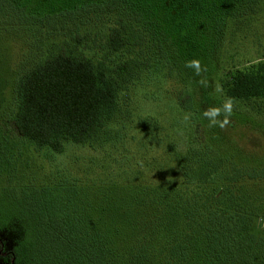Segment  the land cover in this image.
Segmentation results:
<instances>
[{"label": "trees", "instance_id": "trees-1", "mask_svg": "<svg viewBox=\"0 0 264 264\" xmlns=\"http://www.w3.org/2000/svg\"><path fill=\"white\" fill-rule=\"evenodd\" d=\"M263 3L0 0V23L16 25L13 34L31 40L35 53L47 39L58 49L16 82V141L47 158L69 149L92 152L80 167L69 161L63 185L101 196L71 203L80 212L69 208L62 222L43 213L34 239L31 227L0 225V258L7 264H264V157L232 160L199 127L202 118L209 122L205 102L210 109L226 99H264V58L219 78L223 100L213 98L209 84L230 24L250 20ZM191 59L201 62L199 75L185 67ZM168 74L183 83L177 112L197 129L189 139L185 126L180 143L164 145L153 131L159 121L134 112L131 90L152 78L163 83ZM12 164L0 157V177L41 201L49 183H13L1 169Z\"/></svg>", "mask_w": 264, "mask_h": 264}, {"label": "rangeland", "instance_id": "rangeland-1", "mask_svg": "<svg viewBox=\"0 0 264 264\" xmlns=\"http://www.w3.org/2000/svg\"><path fill=\"white\" fill-rule=\"evenodd\" d=\"M244 21L240 24H230L219 62L209 79V84H213L211 91L216 94L213 97L215 99L223 100L222 91L218 85L219 78L223 74H228L232 67H244L250 62L264 58V3L254 17ZM14 28L16 25L6 26L0 23V151H2L0 157L13 161L12 166H1L4 171L2 175H7L13 183L19 185L33 181L32 183L39 188L48 183L49 186L42 194L44 198L40 201L28 189H14L10 186V181L6 182L5 178L0 177V225L11 224L10 221H14L22 227H31L34 231L31 230L30 236L32 235L34 239L37 226H41L39 220L42 219L43 213L62 222L66 220V212L69 208L79 210L71 207V203L74 206H80L90 201V198L100 200L101 196L98 193H86L79 188L75 191L69 190L63 185L62 173L69 166V161L80 167L84 156L86 158L92 152L69 149L65 154L47 158L44 153H38L34 146L25 149L16 141L12 119L16 110V82L21 73L31 69L41 58H45L48 51L55 52L58 49L53 39H47L35 53L31 47V40L14 35L12 32ZM146 49L149 55H153L154 48L146 46ZM162 77L164 80H159L158 77L157 79L163 83H158L152 78L153 81H146L145 84L132 88L131 95L136 99H133L135 102L133 110L134 112L142 111L141 116L153 117L159 121V129L153 130L157 135L156 140L162 139L164 145L168 142L178 144L187 135L186 127L189 129L188 138H191L197 127L192 126L189 121L186 122V117L180 110L177 112V92L183 87L181 80L173 74H168L167 77L162 75ZM232 104L233 112L243 114L247 119L229 117L228 123L223 128L217 126L220 135L216 134L213 127L209 126V122L202 118L199 126L201 133L206 135L209 144L218 149L219 153L232 160L244 163L249 160L252 162L257 159L262 160V156L264 157V99L254 102H232ZM203 105L207 110L208 103L205 102ZM183 122L186 125H182ZM151 141V144L155 142ZM12 145L19 147L16 152L12 149ZM7 150L13 154H6ZM252 156L255 158L251 159ZM111 195H114L112 198L117 197L115 193ZM0 264L7 263L0 258Z\"/></svg>", "mask_w": 264, "mask_h": 264}, {"label": "clouds", "instance_id": "clouds-1", "mask_svg": "<svg viewBox=\"0 0 264 264\" xmlns=\"http://www.w3.org/2000/svg\"><path fill=\"white\" fill-rule=\"evenodd\" d=\"M185 67L194 69L196 74L199 75L201 72V62L198 59H191L186 61ZM233 112V104L231 99H226L219 108H210L203 112V116L207 117L209 120V126L214 127L219 125L223 128L225 124L228 123V117L231 116ZM223 113L224 119L220 121L218 117Z\"/></svg>", "mask_w": 264, "mask_h": 264}]
</instances>
